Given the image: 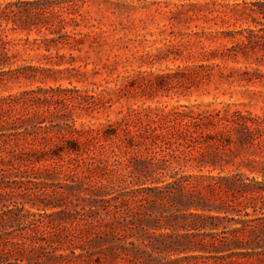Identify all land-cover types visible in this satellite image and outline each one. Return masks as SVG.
Wrapping results in <instances>:
<instances>
[{
	"label": "trees",
	"instance_id": "16d2710c",
	"mask_svg": "<svg viewBox=\"0 0 264 264\" xmlns=\"http://www.w3.org/2000/svg\"><path fill=\"white\" fill-rule=\"evenodd\" d=\"M61 2H0L1 81L36 79L30 77L39 66L17 65L13 33L41 32L49 24L45 17L61 12ZM73 5L65 8L75 15ZM261 29H249L247 38H263ZM29 101L35 102L0 98V264H264V178L246 182L236 175L182 172L194 150L211 138L204 116L169 110L145 119L133 110L102 129L75 128V135L45 149V136L41 146L25 145L37 139L31 128L42 126L13 112ZM52 159L61 161L63 181L55 191L62 198L46 204L57 207L51 213L58 220H45V171L51 169L45 160ZM202 181L212 191L261 197L262 213L222 216V208L198 188ZM225 219L239 225L229 229ZM73 222L82 229L68 230ZM59 223L62 234H50Z\"/></svg>",
	"mask_w": 264,
	"mask_h": 264
},
{
	"label": "rangeland",
	"instance_id": "374dc122",
	"mask_svg": "<svg viewBox=\"0 0 264 264\" xmlns=\"http://www.w3.org/2000/svg\"><path fill=\"white\" fill-rule=\"evenodd\" d=\"M60 5L61 12L45 17L49 24L41 32L13 33L20 50L16 63L39 66L30 77L36 79L0 80V98L35 100L13 108L32 116L29 124L42 126L31 128L37 139L30 137L26 146H41L45 136V149L52 148L62 136L75 135V128L102 129L133 110L143 118L186 111L211 122L205 129L211 138L194 150L182 172L236 175L246 182L264 178V29L258 30L263 38H247L249 29L264 28L259 13L264 0H62ZM69 5L75 15L65 8ZM54 161L45 160L51 168L45 171V220L59 218L51 213L57 207L46 206L62 198L55 191L63 181L61 161ZM204 183L198 188L222 208V216L262 213L261 197L247 200ZM67 225L82 229L76 222ZM223 225L239 224L225 219ZM64 228L56 224L50 234Z\"/></svg>",
	"mask_w": 264,
	"mask_h": 264
}]
</instances>
